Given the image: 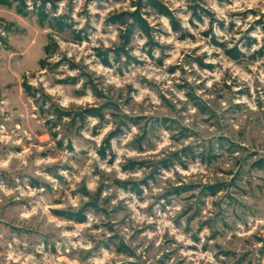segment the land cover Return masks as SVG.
Segmentation results:
<instances>
[{
    "label": "rangeland",
    "instance_id": "374dc122",
    "mask_svg": "<svg viewBox=\"0 0 264 264\" xmlns=\"http://www.w3.org/2000/svg\"><path fill=\"white\" fill-rule=\"evenodd\" d=\"M159 1L0 0V264H264V0Z\"/></svg>",
    "mask_w": 264,
    "mask_h": 264
},
{
    "label": "trees",
    "instance_id": "16d2710c",
    "mask_svg": "<svg viewBox=\"0 0 264 264\" xmlns=\"http://www.w3.org/2000/svg\"><path fill=\"white\" fill-rule=\"evenodd\" d=\"M131 4L135 6V10L133 12H122L120 14H117L113 16V18L110 19V23L112 24H118L122 27H125V31L127 33V41L128 37L133 33V31H138L140 34H144L146 36L150 35V32L152 29L148 26L146 20L141 17L139 13V9L141 7L149 8L152 11L155 12V14L164 16L168 19V22L170 24L171 30L175 33L180 34V38L183 39L187 34H184L182 36L183 29L178 24L177 20L173 16V14L159 1V0H131ZM59 18H54V21H58ZM59 25V22H58ZM100 55V54H99ZM237 58V56H234ZM102 65L109 66V62L107 60L106 55H104V58L102 60ZM29 87L26 86V91L29 92ZM86 115L92 116V117H98V112L95 108H88L85 110ZM83 119V118H82ZM126 183V182H125ZM124 183V184H125ZM134 191V190H132ZM67 219H72L75 222H83L85 221L84 216H81L80 214H71L69 216H66Z\"/></svg>",
    "mask_w": 264,
    "mask_h": 264
}]
</instances>
